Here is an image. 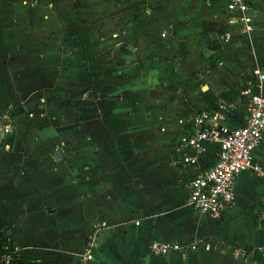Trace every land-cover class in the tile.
I'll list each match as a JSON object with an SVG mask.
<instances>
[{
	"label": "crops",
	"instance_id": "crops-1",
	"mask_svg": "<svg viewBox=\"0 0 264 264\" xmlns=\"http://www.w3.org/2000/svg\"><path fill=\"white\" fill-rule=\"evenodd\" d=\"M58 1L0 0V114L14 122L0 136V222L23 264H248L245 247L263 251L264 264L253 209L263 178L241 173L231 208L207 217L188 199L197 168L179 156L190 117L263 72L264 0H252L250 37L222 46L206 34L225 28L227 0ZM72 7L89 27L80 50L58 25ZM253 155L264 169V140ZM209 156H198L199 168ZM79 202L95 211L72 251L53 217ZM40 220L54 221L52 234ZM153 242L196 247L157 256Z\"/></svg>",
	"mask_w": 264,
	"mask_h": 264
},
{
	"label": "built area",
	"instance_id": "built-area-1",
	"mask_svg": "<svg viewBox=\"0 0 264 264\" xmlns=\"http://www.w3.org/2000/svg\"><path fill=\"white\" fill-rule=\"evenodd\" d=\"M225 28L222 43L229 44L235 38H249L253 24L252 0H227ZM250 84V83H249ZM254 92L249 86L242 94L243 115H237L236 125L227 123L237 114L235 102L218 101L212 108L195 112L188 121L189 131L179 148L180 162L197 170L186 184L189 203L204 216L221 218L234 203L237 177L251 171L263 178L264 169L254 158V151L264 140V73H257ZM244 100V99H243ZM14 122L9 112L0 114V136L10 134ZM215 154L213 163L199 168L200 154ZM259 225L264 228V211L260 212ZM139 224V221L135 222ZM195 244H170L153 242L151 252L157 256L184 253ZM0 264H23V250L0 226Z\"/></svg>",
	"mask_w": 264,
	"mask_h": 264
},
{
	"label": "rangeland",
	"instance_id": "rangeland-1",
	"mask_svg": "<svg viewBox=\"0 0 264 264\" xmlns=\"http://www.w3.org/2000/svg\"><path fill=\"white\" fill-rule=\"evenodd\" d=\"M62 1L63 0H61L60 2ZM60 2L58 1L57 4H59ZM64 6L67 5H60L59 7L56 5L57 7L56 9L63 10ZM75 9H76L75 7H72L70 11L65 12L66 14H69L68 18H66L65 20L63 15V17L60 18V20H58V25L64 28L63 30L64 35L62 36V39L64 38L63 41L66 42L67 44L71 43L69 45L78 47V49L80 50V47L84 49V45L89 42V27L86 25L85 22H83L84 20L82 21L79 19L78 13H73ZM211 32L212 33L210 34H206V38L210 41L211 44L221 42L220 46H222L223 45L222 32L216 30H212ZM202 90L203 91L207 90L205 85ZM242 98L244 100H247L246 95H243ZM67 101L68 102H66V104H68V106L77 107L78 103L75 102V99H73L71 96L70 98L67 99ZM74 122L77 124V126H76V131L72 130V135L78 133L77 130L80 129L78 117H74ZM54 124L55 126H57L56 123ZM128 196L129 195H126L125 197L127 198ZM132 202L134 203L135 201ZM94 211H95L94 208H91V206L86 202L84 203L79 202L72 206H68L66 204H62L59 206V209H57V213H55L53 219L56 218L57 221L56 224L60 228L58 229V231L66 240L68 249L72 251L77 249V246H79V243L81 241L82 225H84V222H81V220L84 221L91 219ZM24 221L27 220H25L24 218ZM37 222H52L43 226V233L45 235H50L53 233V228L56 226V224L53 223L54 222L53 220L51 221L40 220ZM246 222L249 221L247 220ZM0 226L5 228L2 222H0ZM91 229L96 230V228H92V225H89L87 231ZM227 239L228 237L222 240L223 245L227 242ZM239 239L241 241L246 240L245 238H242V236L241 237L239 236Z\"/></svg>",
	"mask_w": 264,
	"mask_h": 264
},
{
	"label": "trees",
	"instance_id": "trees-1",
	"mask_svg": "<svg viewBox=\"0 0 264 264\" xmlns=\"http://www.w3.org/2000/svg\"><path fill=\"white\" fill-rule=\"evenodd\" d=\"M263 73H264V70H263ZM243 81H244V85L241 86L240 88H230L229 90L221 91L219 93V99H221L222 101L227 102V103H232V102H235L239 97H241L242 94L248 89L249 86L252 88V90L254 92L256 91V89L254 88V85L257 82V73L256 72H255V75L244 76ZM209 157H213V158L208 161L206 167L210 166L213 163L214 158H215V154L214 153L210 154ZM254 207H253V209H255V211H256V216H257V220L259 223L260 222L259 221L260 212L262 210L264 211V201L259 200L257 202V204H255ZM262 254H263V251L259 250L258 248H253V247L243 248V255H244L245 259L247 260L248 264H262L263 263Z\"/></svg>",
	"mask_w": 264,
	"mask_h": 264
}]
</instances>
